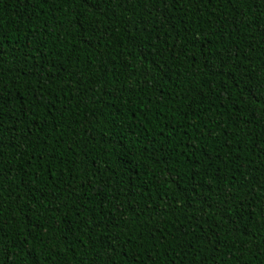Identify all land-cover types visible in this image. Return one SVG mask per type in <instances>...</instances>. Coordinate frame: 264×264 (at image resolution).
Instances as JSON below:
<instances>
[{
    "label": "trees",
    "instance_id": "obj_1",
    "mask_svg": "<svg viewBox=\"0 0 264 264\" xmlns=\"http://www.w3.org/2000/svg\"><path fill=\"white\" fill-rule=\"evenodd\" d=\"M0 264H264V0H0Z\"/></svg>",
    "mask_w": 264,
    "mask_h": 264
},
{
    "label": "snow or ice",
    "instance_id": "obj_2",
    "mask_svg": "<svg viewBox=\"0 0 264 264\" xmlns=\"http://www.w3.org/2000/svg\"><path fill=\"white\" fill-rule=\"evenodd\" d=\"M85 2H87V0H85ZM93 3H96L98 2V0H92Z\"/></svg>",
    "mask_w": 264,
    "mask_h": 264
}]
</instances>
